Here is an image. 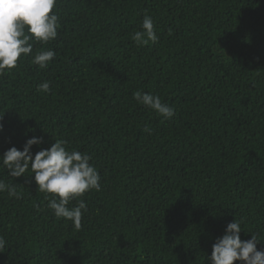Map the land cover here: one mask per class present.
<instances>
[{
    "label": "trees",
    "instance_id": "16d2710c",
    "mask_svg": "<svg viewBox=\"0 0 264 264\" xmlns=\"http://www.w3.org/2000/svg\"><path fill=\"white\" fill-rule=\"evenodd\" d=\"M53 11L57 38L31 41L33 54L56 53L48 67L22 56L0 74V155L63 139L92 156L101 191L79 198L77 231L45 207L30 169L0 167L19 195L0 193V264H206L234 219L242 240L264 242V0H57ZM145 15L158 40L137 46ZM137 90L175 115L137 104Z\"/></svg>",
    "mask_w": 264,
    "mask_h": 264
},
{
    "label": "clouds",
    "instance_id": "9594fccd",
    "mask_svg": "<svg viewBox=\"0 0 264 264\" xmlns=\"http://www.w3.org/2000/svg\"><path fill=\"white\" fill-rule=\"evenodd\" d=\"M56 6L57 0H0V74L16 68L22 56L31 55L30 62L40 69L48 67L56 53L48 49L33 54L31 41L46 45L57 38L60 17L53 11ZM130 38L137 46L156 43L158 36L153 18L145 15L140 30L132 33ZM49 90L47 81L38 85L40 92L47 94ZM133 99L164 120L175 115V109L162 102L158 95L137 90ZM0 131H3L2 123ZM144 131L151 134L147 125ZM43 142V137L33 136L26 140L22 150L15 146L8 148L0 155V167L5 168L11 178L21 177L30 169L38 190L45 194V207L52 210L56 218L72 222L79 231L83 215L87 212L86 202L79 198L86 192L101 191L100 174L90 163V154L68 150L63 139L54 140L50 147L40 148L33 155L32 147ZM4 192L9 197L19 198L15 186L0 179V193ZM77 200L75 206H69L70 202ZM242 222V219H234L227 223L223 235L212 244L211 254L206 255V264H233L234 261L264 264V248L257 250V244L264 245V242L251 232L250 239L242 240ZM6 244V239L0 235V253L5 251Z\"/></svg>",
    "mask_w": 264,
    "mask_h": 264
}]
</instances>
